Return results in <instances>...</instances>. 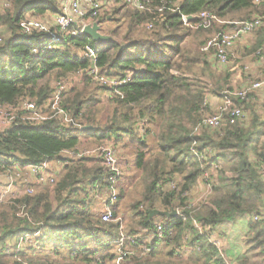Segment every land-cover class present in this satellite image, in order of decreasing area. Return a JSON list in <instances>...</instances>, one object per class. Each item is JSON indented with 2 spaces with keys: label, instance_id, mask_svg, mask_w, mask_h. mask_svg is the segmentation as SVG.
Returning a JSON list of instances; mask_svg holds the SVG:
<instances>
[{
  "label": "trees",
  "instance_id": "trees-1",
  "mask_svg": "<svg viewBox=\"0 0 264 264\" xmlns=\"http://www.w3.org/2000/svg\"><path fill=\"white\" fill-rule=\"evenodd\" d=\"M4 1L0 0V33L6 32L0 37V105L17 106L27 100L45 112L58 83L59 107L67 121L51 114L40 121L25 119L29 114L22 110L13 124L0 128V176L8 178L19 168L44 162L59 165L54 183L43 185L40 192H10L1 200L0 264H104L116 260L113 243L120 228L125 236L137 238L135 251L138 245L149 249L128 255L122 264H179L181 241L190 234L207 244L188 256L187 264H226L219 249L209 243L210 233L225 221L259 211L264 198V100L256 90L244 100L232 97L244 110V118L220 129L201 127L195 132L209 112L203 105L205 94L223 99L225 91L234 90L228 85L231 74L218 68L214 51L202 48L229 23L259 18L261 24L253 31L246 53L258 59L256 52L264 46V3L140 0L146 9L138 11L127 7V0H113V6L95 20L100 25L109 20L118 24L109 33L123 39L121 46L55 27L50 28L54 37L49 32L24 34L20 25L27 16L42 21L57 16L61 0H11L7 7ZM202 11L226 23L197 31L183 24L182 15L197 16ZM122 19L126 31L121 35L117 29ZM190 36L204 40L187 49ZM87 48L95 50L98 75L116 82L126 78V82L109 86L91 77ZM73 76H79L80 90L67 88L66 81ZM87 87L108 102L104 123L98 122L94 107L101 99L87 97ZM82 137L92 138L97 147L110 142L115 150L117 144L122 148L132 144L135 168L142 171L145 187L125 226L117 211L123 189L119 188L118 197H111L109 172L96 157L81 155L87 151L80 150L86 144ZM199 182L208 192L202 206L193 208L191 192ZM107 210L114 221H102ZM150 210H175L177 215L150 219ZM158 223L166 225L160 238L155 232ZM248 225L252 245L264 255V224L249 219ZM26 235L32 243L16 252L11 244Z\"/></svg>",
  "mask_w": 264,
  "mask_h": 264
},
{
  "label": "built area",
  "instance_id": "built-area-1",
  "mask_svg": "<svg viewBox=\"0 0 264 264\" xmlns=\"http://www.w3.org/2000/svg\"><path fill=\"white\" fill-rule=\"evenodd\" d=\"M10 2L11 0H5L3 5L7 7ZM262 3H264V0H254V4L256 5H260ZM113 4V0H61V13L57 16H54L53 24L27 16L25 20L21 22V30L24 34H30L34 31L49 32L51 37H54V33H50V28L55 27L59 28V31L61 32H68L71 29V35L76 36L81 33L82 27L86 23L94 21L103 9H110ZM126 4L127 7L134 10L143 11L146 9L140 0H127ZM157 10L160 11L161 9L158 7ZM181 19L183 24L191 28L193 31H197L199 29H209L213 26V24L226 23L217 16L206 11H202L196 16V23H191L189 20H187V16L185 15H182ZM73 24H76L77 28H73ZM260 24L261 22L259 18L243 22H231L229 23V27L227 29L221 30L210 37L206 41L202 51L207 52L209 50H213L218 63L220 65H228L235 43L240 39L251 35L253 31L260 26ZM147 28L151 29L152 25L147 24ZM86 54L92 60V65L87 72L91 77L97 79L100 83L109 86L121 85L126 82V78L116 82L115 79L113 80L98 75L93 63L95 50L87 48ZM256 55L260 60L264 59V46L256 52ZM249 84V86H246L241 90H233L230 92L225 91L222 103L218 109L213 114L205 116L194 129V131L198 132L201 127H206L212 130L220 129L225 124H235L244 118V110L241 106H238L234 103L232 97H238L240 100H244L249 91L263 89L264 80L250 82ZM55 87L56 91L49 100L51 102V107L45 110V112H41V109H37L34 102L27 100L21 101L17 106L0 105V128L3 129L13 124L14 120L16 119V114L22 110L27 111L29 114V117L25 119L40 121L46 119L51 114L64 116V121H67V116L63 115L64 113L59 107L62 88L58 83ZM81 155L96 157L109 172L107 181L110 186L111 197L115 199L117 197L116 183L121 177V167L116 157L117 155L115 149L112 146L103 145L99 146L95 150L84 151L81 153ZM27 168L30 174L34 177L37 184L43 186L54 183L56 176L54 173L48 172L47 162L39 165H28ZM10 192L11 191L9 190L8 185L5 190L0 189V202L2 199L7 197ZM101 219L104 222L114 221L110 210H107L102 215ZM250 220L254 223L264 224V209L252 213L250 215ZM155 227V232L160 238L164 232V229L166 228V225L163 223H158ZM120 231V237L113 243V252L116 255V264H122V260L128 255H137L139 252L149 250L145 245H138V250L135 251L134 247L136 243L134 240H137V238L131 239L122 233L121 228ZM17 241L18 244L15 243L14 246V250L16 252L19 251L18 247L21 248L19 241L25 242V244L32 243L31 237L28 235L19 237ZM209 243L217 249H221L222 243L220 240L209 238ZM204 246L205 243L201 241L190 239L189 236L185 238L184 250L189 247L195 252H201ZM129 247H132V249L130 250ZM181 255L182 254L179 256Z\"/></svg>",
  "mask_w": 264,
  "mask_h": 264
},
{
  "label": "rangeland",
  "instance_id": "rangeland-1",
  "mask_svg": "<svg viewBox=\"0 0 264 264\" xmlns=\"http://www.w3.org/2000/svg\"><path fill=\"white\" fill-rule=\"evenodd\" d=\"M127 9L132 11L129 8H127ZM0 12L1 13L3 12L1 6H0ZM43 21L51 23L49 18L43 19ZM125 22H126V20L122 19V24H119L118 29H117L121 33V35L126 31L124 29L125 25H126ZM117 25L118 24H116L115 22H112L111 20H109V22H106L103 25H101V32L105 35L112 36V37L116 38L117 40H120L124 43L123 39L116 37V36L109 33L110 31L114 30V28ZM5 36H6V32L3 33L2 35L0 33V37L2 39ZM200 40L201 41L204 40V37L200 38L199 40L196 38V36L188 37L186 42H185L186 48L192 49L191 44H193V43L195 44L196 42H200ZM207 40H205V42ZM52 78L53 79L50 80V84H53L52 83L54 81L53 75H52ZM79 81H80L79 76H73V77L69 78L66 81L67 82L66 83L67 88L71 89L73 87H77V90H80L79 89L80 87L77 84V83H79ZM70 89H69V91H70ZM91 89H92L91 87H87L85 89V91H86L85 95L87 97L95 96V97H98L101 99V101L98 102L94 107L96 109L95 114H96V118H97L98 122L104 123L106 118H107V114L110 112L108 102L106 100H104L105 98H103L100 94H98L99 91L92 92ZM69 91H68V94L71 95V92L69 93ZM68 94H67V96H68ZM94 107H93V110H94ZM151 126L153 129H155V130L157 129L156 124H152ZM90 139L92 142V138H90ZM152 143H153V141L151 139H149V144L151 145ZM106 145L111 146V143L107 142L104 144V146H106ZM131 145H129L128 147H124V148L119 146L123 150L122 151L123 153L120 157V160L118 159V156H116L118 161H119L120 167H121V177L116 183L117 197L119 195V188L123 189V196H122V198H120L117 201L118 202L117 211L119 212V217L121 219H124L122 221V224L124 226H125V223H127L126 221L129 220V216L132 214V212H131L132 205L135 204L137 201L141 200L142 194L144 192V187H145V184L143 183V180H142V175H143L142 171L137 170L135 168V159H134V157H132V156H134V151H132L133 147ZM97 148L98 147L96 144H90V142L87 140V143L83 146V148H80V150L84 149L87 151L88 150L91 151V150H95ZM154 152L156 153L157 151L154 150ZM116 155H117V152H116ZM131 157H132V161H131V159H129ZM123 163H125V164L123 165ZM50 168H51V171L54 172L56 169L57 170L59 169V165L58 164L57 165L50 164ZM18 177H19V175H17V174H12L11 176H8V178H6L8 183H6L5 181H4V183H0V188L5 190L7 188V185H8L10 191L14 190V192H16L19 190L20 192H27V193L29 192L30 194L31 193L34 194L35 191L40 192L43 189L42 187H44V186L36 187L33 184H31V186L21 187L22 184H25V182H23L24 176L21 179ZM177 178L180 179V177H177ZM178 179H176V180H178ZM14 182H17L16 188H14L12 185V183H14ZM52 188H53L52 186L49 187V189H52ZM194 192L195 193H193L191 195L194 198L191 206L193 208H196L199 205L202 206L201 205V202L203 200L202 197H204L207 194L208 190L205 193V195L204 194L199 195V188ZM8 196H10V193L8 194ZM103 198H105V197H103ZM103 200H105V199H103ZM249 219H250V216L246 215L242 218H239V219H236L233 221H225L221 225L213 228L212 232L210 233V235H211L210 238L218 239L221 241L222 246H221V249L219 250L220 251L219 257H222L224 259V261H226V264H264V255H262L261 250L258 249L257 246L252 245L253 243L251 242L252 240L250 239L251 231H250V228L248 225ZM184 238L181 241L182 242V247H181L182 252L180 254H182V255L180 257H176L177 259L181 260V262H179V264L180 263L181 264L182 263L187 264L185 262V259L187 260L188 256H191V255L193 257L196 253L193 249H191L189 247L184 250V244H185ZM189 238L194 239L195 238L194 234H190ZM17 240L15 242H13L11 245L13 246V244H15V243L18 244ZM19 242H20L21 247L23 244H25V242H21V241H19ZM204 243H205V245L207 244L206 242H204ZM158 246L165 251L169 250L168 247L165 246L164 244H161V245L159 244ZM18 249L20 250L19 247H18ZM129 249L131 250L132 247H129ZM111 251H112V249H111ZM180 251H178V252H180ZM228 258H233V260H229ZM160 259H163V257H161ZM164 260H165L164 262H167L166 259H164ZM104 264H116V263H115V260H113V261L112 260H106Z\"/></svg>",
  "mask_w": 264,
  "mask_h": 264
},
{
  "label": "crops",
  "instance_id": "crops-1",
  "mask_svg": "<svg viewBox=\"0 0 264 264\" xmlns=\"http://www.w3.org/2000/svg\"><path fill=\"white\" fill-rule=\"evenodd\" d=\"M53 18L54 17L49 16V20L51 21L52 24H53ZM252 39H253V34L246 36V37L240 39L239 41H237L235 43L234 48L232 50L230 62L228 65H220L219 63L217 64L218 68L221 71H228L231 74V79L228 82V85L230 84V87L234 90L242 88L247 83H250L252 81H259V79H260V81L264 80V59L263 60H260L259 58L256 59L253 54H246L247 49L250 47V45L252 43ZM255 92L261 101L264 100V88L256 90ZM221 103H222L221 97H217V96L212 95L209 92H207L204 96V101H203L204 108L207 107L208 111H209L208 114H206V115L213 114L218 109V107L221 105ZM81 139H82L83 143H87V140H88L90 142V144H92L90 138L82 137ZM116 151H117L118 159L120 160V157L123 153L122 152L123 150L119 147V144L116 145ZM132 157H134V156H132ZM132 157L129 158V159H131V161H132ZM134 159H135V157H134ZM124 164L125 163H123V165ZM14 168H17V167L15 166ZM48 172L54 173V175L57 176V169L54 172H52L49 163H48ZM16 174L19 175L18 178H20V179L24 176L23 182L31 183L36 187L41 186L35 182L34 177L30 174L27 167L17 169ZM0 177H1L0 183H4V181L6 183H8L6 180L7 176L3 175ZM12 185L14 188H16L17 182L12 183ZM198 188H199V195H201V194L205 195V193L207 192V188L202 183L199 182L197 184L195 189L197 190ZM195 189L192 190L191 194L195 193L194 192V191H196ZM11 192L19 193L20 191L18 190L16 192H14V190H12ZM258 209L259 210L264 209V198H263L262 203L260 202ZM255 211L256 210H254L252 213H254ZM228 259L233 260V258H228Z\"/></svg>",
  "mask_w": 264,
  "mask_h": 264
},
{
  "label": "water",
  "instance_id": "water-1",
  "mask_svg": "<svg viewBox=\"0 0 264 264\" xmlns=\"http://www.w3.org/2000/svg\"><path fill=\"white\" fill-rule=\"evenodd\" d=\"M196 16H188L187 20H193ZM81 34L89 36L95 42H115L121 46H124V43L120 40L112 36L105 35L101 32V25L98 20H94L92 22L86 23L81 30ZM93 67V66H92ZM91 128V126H85L83 129ZM177 215V211L173 210L171 212L161 211V210H150L149 211V218H153L156 216H166V217H173Z\"/></svg>",
  "mask_w": 264,
  "mask_h": 264
}]
</instances>
